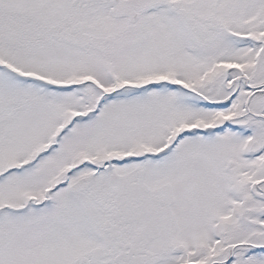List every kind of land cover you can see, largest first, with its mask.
<instances>
[{"label":"snow or ice","instance_id":"6c2138e0","mask_svg":"<svg viewBox=\"0 0 264 264\" xmlns=\"http://www.w3.org/2000/svg\"><path fill=\"white\" fill-rule=\"evenodd\" d=\"M0 264H264V0H0Z\"/></svg>","mask_w":264,"mask_h":264}]
</instances>
